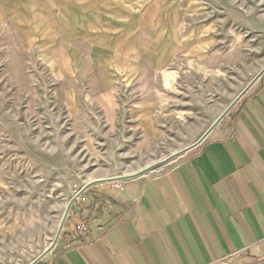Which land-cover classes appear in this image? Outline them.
Segmentation results:
<instances>
[{"label": "crops", "instance_id": "0c3cea01", "mask_svg": "<svg viewBox=\"0 0 264 264\" xmlns=\"http://www.w3.org/2000/svg\"><path fill=\"white\" fill-rule=\"evenodd\" d=\"M206 2L0 0V50L16 82L24 81L19 66L31 59L49 66L54 100L73 119L91 102L110 113L119 88L139 85L181 57L201 61L214 37L212 25L200 20ZM223 14L230 31L232 17L245 20L231 8ZM262 69L206 138L173 165L118 181L121 189L110 182L88 187L54 247L35 264H264ZM151 110L142 102L121 110L122 131L137 135L142 148L162 133ZM83 220L92 231L80 237ZM9 225L0 217V233Z\"/></svg>", "mask_w": 264, "mask_h": 264}, {"label": "rangeland", "instance_id": "374dc122", "mask_svg": "<svg viewBox=\"0 0 264 264\" xmlns=\"http://www.w3.org/2000/svg\"><path fill=\"white\" fill-rule=\"evenodd\" d=\"M230 8L245 19L232 17L231 31L223 14ZM202 11L214 37L201 61L181 57L143 85L119 88L110 113L91 102L73 119L54 100L49 66L31 59L19 66L24 81H12L0 50V217L10 223L0 233V264H29L50 245L75 187L134 174L194 144L261 71L264 0H207ZM135 102L150 104L160 127L153 146L122 131L121 110Z\"/></svg>", "mask_w": 264, "mask_h": 264}, {"label": "water", "instance_id": "95a60500", "mask_svg": "<svg viewBox=\"0 0 264 264\" xmlns=\"http://www.w3.org/2000/svg\"><path fill=\"white\" fill-rule=\"evenodd\" d=\"M263 71V69L256 74V76L253 78V80L248 83L242 90L241 92L239 93V95L231 102L229 103L228 107L224 110V112L219 116L217 117L214 122L210 125V127L200 136V138L195 141L194 144L190 145V146H187L183 149H181L179 152L177 153H174L170 156H167L165 157L164 160H161V161H158V162H155V163H152L150 166H146L144 167V169L140 170V171H137L136 173L134 174H127V175H124V176H119V177H114V178H106V179H97V180H93L91 182H88L87 184H85L66 204L65 206V209H64V212H63V215L61 217V220L59 222V225H58V228L56 230V233H55V236H54V239L53 241L50 243V245L37 257L35 258L30 264H35L37 263L44 255H46L53 247L54 245L56 244L61 232H62V229L64 227V224L67 220V217L69 215V212H70V209H71V206L72 204L74 203V201L80 197V195L88 188L90 187L91 185L93 184H96V183H107V182H112V181H122V180H125V179H129V178H135L136 176H139V175H142V174H145L147 172H151V170H154L156 169L157 167H162V166H165L167 163L171 162L172 160L176 159V158H180V156H182L183 154L187 153L188 151L194 149L196 146H198L205 138L206 136L208 135V133L210 132V130L215 127L221 120V118L224 116V114L230 110V108L233 107V105L239 100V98L246 92V90L253 84V82L255 80L258 79V77L260 76V73Z\"/></svg>", "mask_w": 264, "mask_h": 264}, {"label": "built area", "instance_id": "2783aa9c", "mask_svg": "<svg viewBox=\"0 0 264 264\" xmlns=\"http://www.w3.org/2000/svg\"><path fill=\"white\" fill-rule=\"evenodd\" d=\"M110 186L111 188H115V189H121V186L119 185L118 181H112L110 182ZM82 187H75V191L73 196L81 189ZM92 231V224L90 223V221L88 220H83L81 221L77 227H76V233L80 236V237H84L87 234L91 233Z\"/></svg>", "mask_w": 264, "mask_h": 264}]
</instances>
